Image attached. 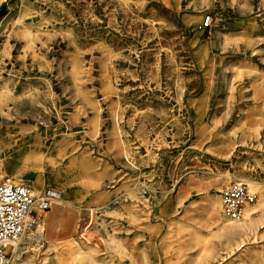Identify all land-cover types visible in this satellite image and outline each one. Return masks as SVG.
<instances>
[{
	"label": "rangeland",
	"instance_id": "1",
	"mask_svg": "<svg viewBox=\"0 0 264 264\" xmlns=\"http://www.w3.org/2000/svg\"><path fill=\"white\" fill-rule=\"evenodd\" d=\"M0 171L74 218L8 264H264V224L230 250L208 213L264 186V0H0Z\"/></svg>",
	"mask_w": 264,
	"mask_h": 264
},
{
	"label": "built area",
	"instance_id": "2",
	"mask_svg": "<svg viewBox=\"0 0 264 264\" xmlns=\"http://www.w3.org/2000/svg\"><path fill=\"white\" fill-rule=\"evenodd\" d=\"M212 24L211 15L203 25ZM252 192L243 179H232L221 192L224 215L230 219L242 216L243 205L254 201ZM58 201L52 189L36 194L31 185L12 178H0V264H7L8 257L23 235L40 239L47 229L45 213ZM42 233V234H41Z\"/></svg>",
	"mask_w": 264,
	"mask_h": 264
},
{
	"label": "bare ground",
	"instance_id": "3",
	"mask_svg": "<svg viewBox=\"0 0 264 264\" xmlns=\"http://www.w3.org/2000/svg\"><path fill=\"white\" fill-rule=\"evenodd\" d=\"M0 173H1V171H0ZM3 173H5V172H3ZM248 184H249V188L251 190H257L259 192V198L257 200L258 203L255 206H252L249 202H246L243 205V212H242L240 222H238L239 219H238V221H236V220L229 221L230 218L228 220H227V218H225V215L222 211L223 207L221 204L222 202L220 200L219 193L213 194V197L210 199L209 204H208L209 216L211 218H213L214 223L216 225L215 235L217 237H219V239L224 242L225 247L227 249H230V250H234L236 247L241 246L242 243L249 241V239H251V238H255V233H256L258 226L264 224V217H263V219H261L259 221H255L251 217V213L255 208L264 207V186H261L257 183L250 182V181L248 182ZM32 189L36 194H40V192L38 190L35 191L33 187H32ZM52 191L56 196V200L58 201V198L60 196L59 193L55 189ZM259 231H260V229H259ZM23 236H25V235H23ZM205 237L203 238V236L200 234L199 231H196L195 236H194V239L196 241H203V243H204L203 247L201 248L199 258L200 259H202L204 257L215 258L216 257L215 256L216 255L215 254L216 253V247L213 246L212 244H209L211 242L210 241L211 239L205 238ZM211 237L212 236H210V238ZM55 241L56 240H52V239L48 240V243H49L48 248L49 249H58V246H59L58 242H55ZM257 241H258V239H257ZM70 249H71V259L70 260H71V264H72L74 262V259H75L73 257V255L74 254L79 255L80 252L77 249H76V251H74L73 247H71ZM94 251H95V249H94ZM257 251H258L257 248L252 249V252L258 253ZM49 255L47 253L45 256L47 257ZM56 255H57V258L59 260L61 253L60 254L56 253ZM98 261H100V260H98ZM241 261H242V259H241ZM8 263H9V261H8Z\"/></svg>",
	"mask_w": 264,
	"mask_h": 264
},
{
	"label": "crops",
	"instance_id": "4",
	"mask_svg": "<svg viewBox=\"0 0 264 264\" xmlns=\"http://www.w3.org/2000/svg\"><path fill=\"white\" fill-rule=\"evenodd\" d=\"M67 207L63 206H58L57 208H51L45 213V219L47 221V228L48 225H53L56 228V235L57 239L61 238H67L69 237L73 231L74 228V218L69 217L68 221L65 219L66 218V213H67ZM118 237L124 242V237L125 235H118Z\"/></svg>",
	"mask_w": 264,
	"mask_h": 264
}]
</instances>
